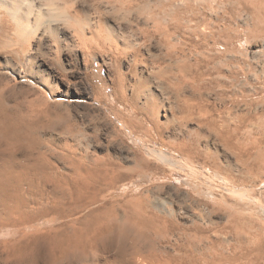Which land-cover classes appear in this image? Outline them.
Listing matches in <instances>:
<instances>
[{"label":"bare ground","instance_id":"6f19581e","mask_svg":"<svg viewBox=\"0 0 264 264\" xmlns=\"http://www.w3.org/2000/svg\"><path fill=\"white\" fill-rule=\"evenodd\" d=\"M59 34L86 70L90 62L109 66L114 58L117 70L123 61L128 77L110 69L109 83L90 84L80 76V83H71L43 58L35 73L36 47L60 48ZM263 36L264 0H0V49L11 53L0 64V119L19 110L6 104L12 83L36 95L25 103L34 117L48 116L60 89L70 99L104 105L135 150L134 166L124 168L65 139L60 160L70 171L60 172L38 151L39 130H12L11 121L6 130L1 121L0 264L185 263L157 246L187 235L174 213L153 203L149 190L132 194L165 185L173 175L183 178L187 209L181 214L195 231L206 214H223L237 236L227 249L215 242L213 264H264V129L258 122L255 132L220 124L202 100L211 94L222 101L215 109L220 115L230 103L264 105ZM187 89L197 104L184 98L174 106L171 98L184 97ZM170 124L186 130L167 136ZM121 207H136L129 216L137 214L141 227L122 223ZM179 248L181 254L185 247Z\"/></svg>","mask_w":264,"mask_h":264},{"label":"rangeland","instance_id":"374dc122","mask_svg":"<svg viewBox=\"0 0 264 264\" xmlns=\"http://www.w3.org/2000/svg\"><path fill=\"white\" fill-rule=\"evenodd\" d=\"M54 38L56 39L57 45L60 48L57 49V46H56V48L54 46H52L53 48H51V47H49V44L45 43V42L44 43L42 42L40 45H38V47H36V50L34 52L36 55L34 57L35 59H34V63H33L35 73L39 70V68L37 67V65L35 63H37V60L39 61L43 58V60H48L49 63H51L52 66H54L58 71H60L63 74V76L71 83H80L79 81H77V80H79L78 79L79 76L82 78L81 81H84L86 83L89 82L90 84H92L93 82L97 83L98 81H102L104 83H109L110 80L107 77V71L110 69L114 73L116 71L117 72L120 71L124 77H128L127 76L128 75L127 70L125 69V67L122 66L123 61L120 60L118 62V65L120 67H123V68L121 69L119 67V70H117L116 67H118V66H114V63L117 60L115 61V59L112 57H110L113 60L111 65L109 64V66H104L99 62L98 63L90 62L91 70H86L83 65H78L79 62L73 56L72 47L69 45H66L67 42L64 41L65 37L63 35L59 34V36L54 35ZM262 39L264 40V36L262 37ZM250 47L247 48L248 49L247 53L249 52L248 54H251L252 50H253L252 47L251 48ZM263 49L261 50V52H259V58H260V60H259L260 64L259 65H261L262 62L264 63V50ZM10 55H11V53L9 52V50L0 49V64L5 62L4 61L5 56H10ZM249 56H251V55H249ZM73 58H75V59H73ZM99 64H101V65H99ZM106 65H108V64H106ZM86 80H88V81H86ZM24 88H26V89H24ZM60 88H61V86H60ZM9 90H11V91H9ZM9 90H8L9 93L7 92L8 97L6 95V98L8 100V101L6 100V102H7L6 104L9 105V107L12 104L11 108L14 106L15 107L17 106L19 108V110L18 111L16 110L17 114H14V115H12V117H10L12 120L10 118H3L2 120L0 119V123H1V121H4L2 123L3 129L6 128V130H10L11 128L8 126L11 123L10 126L13 127L12 130H34V129L39 130L38 131V133H40L39 137H40V139L44 145L42 144L40 146L41 148H39L40 150L38 149V151H40V152L45 151L44 153H46L50 157L51 162L53 161L51 164H52L53 168L56 167L55 170L58 168L61 170L60 172H62L63 170L65 172L70 171L68 169L69 166L66 165L62 160H60L61 153L63 152L62 147L64 146V144L66 142H69V144L72 147H73V145L75 148L78 147L81 151L86 150L87 152L89 151L90 153L97 155L99 157L110 158V159H112L113 162L121 165L124 168H130V167L134 166L135 150L133 149V144L131 143V141H129V138L127 137L126 132L120 130L119 128H117L113 124L114 122H112V120L110 119L104 105L103 106L90 105L86 101H82L81 99H79V100L70 99L67 96L61 94L60 89H59L58 92L56 91L57 93H55L56 100L50 101V108L48 110L49 112L47 113L48 116L34 117L35 115H33L31 113V111L29 109L30 106L27 104H29V102L32 101V99L35 98L36 95H34V93L30 92V89L28 87L24 86L23 84L12 83ZM27 90H29L28 93H25V92H27ZM111 91H112L111 89H108V94H111ZM230 92L232 94H233V92L228 91V93L232 96V94ZM30 93H31V95H30ZM11 94L14 95L15 100L12 99L14 97ZM24 94H25V96H24ZM29 96L31 97V99H29L30 98ZM22 97H23V99H22ZM214 97L215 96H213L211 94H204V97H203L204 99H202V100H203L204 105H206V107L213 113V115H215L214 118L215 119L219 118L217 120L220 121V124L222 121H226L228 124L230 123V126L232 128H236V127L242 125L241 127L243 130H245L248 127L246 130L254 131V132L259 131V126H261L260 127L261 130L264 129V128H262V125L264 124V107H263L264 105L262 103L261 104H255V102H254L252 107H247L246 103H244V105H243V103H241L242 106H241V104L239 106V104L237 105L236 103H234V105H232V103H230L229 105L231 106L230 107L231 110L228 112H225L224 114L222 113V115H220V113L217 112L215 109H218L219 103H221L222 101L218 102V101H216V99ZM25 98H27V100ZM184 98L186 100H190L191 101L190 103L197 104L196 103L197 101L195 100V98L193 96V92L190 89H187L184 97H181V98L172 97L171 99H172V102H174L173 103L174 106H180V105H182V99L184 100ZM28 99H29V101H28ZM23 100H25V101L22 102ZM17 101H19V102H17ZM26 102H27V104H25ZM14 103H17V104H14ZM23 104H25L24 105L25 110H24ZM21 105L23 108L21 107ZM26 110L28 113L25 112ZM242 112L245 115V121L240 120V115H241L240 113H242ZM26 113L28 115H26ZM16 116L19 117V119ZM218 116H220V117H218ZM221 116H222V119H220ZM26 117H28V119H26ZM30 117L32 119H30ZM197 117H198V115H197ZM14 118L16 119V121ZM48 121H50V122H48ZM257 122L259 123V126H258ZM6 123L8 125H6ZM246 123H247V125H246ZM29 124H30V126H28ZM188 126H189L188 128H191L193 125L190 124ZM7 128H9V129H7ZM61 130H63V131H61ZM67 130H71V131L68 133ZM116 130H117V132H116ZM181 130L185 131L186 128H183V127L180 128V126L178 124H176V125L170 124L169 127H167V130L165 132L167 133V136H172L173 132H176V131L181 132ZM122 135H124L123 138H122ZM117 137L120 139H117ZM65 139H66V142L64 143ZM87 139H88V141H87ZM202 143L206 144V141H203ZM222 160L225 161L223 158H222ZM54 162H55V165L53 166ZM56 164L58 166H56ZM172 179L173 180L171 182H169L165 185H163V184L162 185H156L150 189H148V187H146V186H143L141 188H136L135 191L132 192V194L139 195L140 193H143V192L146 193V191L149 190L147 192H149L152 199L154 198L153 203H156V202L157 203L159 202L161 204L164 203L166 208H170V211L172 212V214L174 213L173 214L174 219L178 222V224L180 226H182V227H180L181 230L186 232L187 235L185 237H183V239L180 240L179 242L172 240L173 242H170V244L169 243L157 244L158 247L162 246L163 250L167 249V251L170 254L169 255L170 258L171 257L175 258V256H177L176 258H183L186 261L183 264H200V263H202V264H213V260H212L213 259L212 258L213 252H212V250L214 251L213 248H214L215 242H217V241L223 242L225 249H227L230 246L235 245V243L237 242V236L232 230H230L224 224L225 220L223 218L224 217L223 214H217V216L216 215L213 216L211 214H206L205 215V217H206L205 221L201 222L202 224L201 223L198 224L199 231H195V229H194L195 227H194L193 223L188 221L185 218L184 214H181L182 209H187V206L185 203L186 190L184 188L180 187V181L183 180V178H181L178 175H173ZM127 191H129V190L126 186H123L120 189V192H122L123 194L127 193ZM155 199H156V201H155ZM123 203H125V202H123ZM130 211L135 212V211H137V208L136 207L129 208L128 211L125 210V207L119 208L118 214L120 217V221L122 223H126V221L128 219V221L131 220V224H133L135 226L138 225L141 227L142 222H140V220H138L139 218L137 219L135 216L137 214L131 213V216H129ZM125 213H126V215H125ZM133 215H134V217H132ZM59 223H61V222H59ZM128 223L129 222H127L126 224H128ZM131 224H129V225H131ZM187 230H188V232H187ZM224 233H226V234H224ZM200 236H201V239H199ZM187 239H189V241ZM196 239H198V240H196ZM199 240L202 242H200ZM186 243H187V245H186ZM179 246L185 247L181 251L182 255L179 254L180 253ZM263 246H264V241H263ZM172 247H173V249H172ZM177 247L179 249H177ZM198 250H199V252H198ZM188 252H189V254H187ZM198 253H200V254L198 255ZM185 255H187V256H185ZM195 257L196 258L198 257V258L196 259ZM195 260L198 261V263ZM70 264H84V263H81L79 261L74 260Z\"/></svg>","mask_w":264,"mask_h":264}]
</instances>
